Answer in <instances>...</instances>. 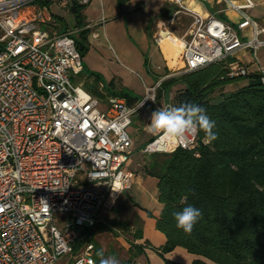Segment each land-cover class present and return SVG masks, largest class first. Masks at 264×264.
Masks as SVG:
<instances>
[{
	"label": "built area",
	"instance_id": "obj_1",
	"mask_svg": "<svg viewBox=\"0 0 264 264\" xmlns=\"http://www.w3.org/2000/svg\"><path fill=\"white\" fill-rule=\"evenodd\" d=\"M40 1L48 0H0V264H58L66 257L72 264H94V244L85 242L83 233L96 227L110 199L131 188L128 128L148 104L153 111L173 106L156 103L168 75L145 87V96L133 106L119 96H106L102 104L72 82L84 71L83 58L71 31L44 29L54 22L53 3ZM71 1L92 2L57 0V7L68 11ZM166 1L176 8L167 24L179 16L189 19L178 36L177 70L188 73L223 62L227 81L256 75L264 86L259 59L264 21L249 15L252 0H214L225 6L220 12L239 15L235 26L190 6L211 0ZM165 26L158 23L153 37L159 48ZM238 54L248 56V63ZM146 130L154 137L143 148L146 155L197 145V133L178 143L170 137L162 141L166 135L149 125Z\"/></svg>",
	"mask_w": 264,
	"mask_h": 264
},
{
	"label": "trees",
	"instance_id": "obj_2",
	"mask_svg": "<svg viewBox=\"0 0 264 264\" xmlns=\"http://www.w3.org/2000/svg\"><path fill=\"white\" fill-rule=\"evenodd\" d=\"M129 1L116 0V4L120 7ZM40 3L51 5L49 1ZM87 6L71 1L68 13L74 19L72 30L56 15L54 22L44 28L51 34L71 31L82 58L88 52L90 34L84 17ZM167 8L169 6L165 5L158 19H171L176 8ZM149 30L147 24L145 33L150 42ZM145 65H148L146 59ZM83 72L86 79L92 78L96 84L92 90H86L92 97L119 96L128 106L139 100L124 88L116 90L115 79L109 81L110 88L105 94L100 75L85 68ZM165 73L169 75L166 69ZM244 80L247 81L245 86L221 96L220 101L213 104L209 98L214 90L231 83L226 80L224 63L218 62L193 72H180L179 76L164 80L157 91V103L162 104L161 101L170 100L172 88L182 86L172 99V105L194 103L203 107L216 122L213 131L217 135L206 144L204 132L198 131L194 149H177L172 154H164L166 161L160 172H156L155 166L146 171L157 179V200L162 208L155 218V228L165 236L166 242L155 252L165 264H180L165 257L175 248L197 256L191 264H264V86L256 75ZM183 197L187 199L182 201ZM188 205L202 212L190 235L176 227L173 217V212ZM148 216L152 215L148 213ZM116 227L130 235L128 256L119 264H138L137 259L147 246L135 244L142 238L141 229L125 222L117 223ZM83 235L85 242L94 244V264H101L102 258L107 256L100 254L94 241L95 232L87 229Z\"/></svg>",
	"mask_w": 264,
	"mask_h": 264
},
{
	"label": "crops",
	"instance_id": "obj_3",
	"mask_svg": "<svg viewBox=\"0 0 264 264\" xmlns=\"http://www.w3.org/2000/svg\"><path fill=\"white\" fill-rule=\"evenodd\" d=\"M252 1L255 3V7L249 11V15L262 23L264 21V0ZM165 3H167L166 0H130L118 7L116 0H92L84 11L85 22L90 30L87 44L88 52L83 58L86 71L99 73L107 81H111L116 77L121 83L120 86L124 88L134 86V88H140L141 90V87L145 89V87L153 85L156 78L153 77L149 65H151V68H155L154 63L158 60V53L149 43L145 33V24L157 18ZM190 6L202 15H214L233 26L240 20L239 15L234 11L220 12L225 6L223 4L217 5L214 0L207 4L191 2ZM58 10L60 9L58 8ZM54 15L56 14L54 13ZM56 16L60 15L57 14ZM244 35L247 36L248 31H245ZM107 45L112 49V53L108 51ZM237 57L244 56L238 54ZM145 59L148 60L147 66L145 65ZM246 59L242 60L247 64L248 58ZM125 70L139 73L142 86L137 85L133 79L128 77ZM245 84L246 81L238 89L245 86ZM136 85L138 87H135ZM153 112L152 108H149L148 112L143 115L142 130L144 134L132 141L131 157L126 168L133 174V179L131 188L127 190V192H130L129 201L125 200L122 205L124 207L125 204L131 205L130 210L134 216V222L129 225L141 229L142 238L139 240V244H147L144 254L137 259L138 264H165L155 252V249L163 246L166 242L165 236L155 228V218L160 215L162 208L157 200V179L146 174V171L155 166L156 172H160L166 157L164 154L146 155L143 153L145 145L154 138L146 130L151 123ZM122 199L123 195L121 193L116 199H113L112 203H107L103 209H111L115 202L119 203ZM148 213L152 216L149 217ZM98 223L106 224L102 218H98ZM113 231L116 232L112 229ZM117 233L119 232L117 231ZM97 237H100V235H95V238ZM115 240L117 251L114 254H117L115 258L119 262L127 258L130 240L121 235L117 236ZM99 248L101 252L112 255V252L107 251L105 245H99ZM165 257L180 264H191L198 259L197 256L187 253L182 248H175Z\"/></svg>",
	"mask_w": 264,
	"mask_h": 264
},
{
	"label": "rangeland",
	"instance_id": "obj_4",
	"mask_svg": "<svg viewBox=\"0 0 264 264\" xmlns=\"http://www.w3.org/2000/svg\"><path fill=\"white\" fill-rule=\"evenodd\" d=\"M48 1L50 3H53V5H52L53 13H55L56 15L57 14L60 15L59 17H62L65 20V22L68 24V28L72 30L73 17L70 16L68 11H66V10H62V9L58 10L57 0H48ZM165 5H168L169 8H167V9H170V10L173 7V6H170L168 3H165L164 6ZM164 6H163V8H164ZM165 15L166 14L164 13V16ZM159 21L164 22L166 24V26H165L166 30L170 31L172 34H174L175 36L178 37V36L183 35L186 32L188 25H189V19L185 18L184 16H179L178 18H176V20L173 23L167 24L166 23L168 21L167 18H160V19L157 18V19H155L154 23L149 21L145 24V26L147 24H149V28H150L149 32L151 33V40L149 43L154 48V50H156L158 53V60L156 63H154L155 68H151V65H149L150 71H151L154 78H159L162 76L163 77L166 76V73H165V69H166L167 73L169 74L168 77L165 79V80H167L169 78L179 76L180 71L177 70L178 68L171 69L168 67V65L166 64V60L164 59V56L161 53V49L155 44V42L153 40L155 33L158 32V28H157L156 24H158ZM101 38H102V40L104 39L103 36ZM108 46L109 45H107L106 47H108ZM108 49H109L108 51L110 53H112V49H110L109 47H108ZM242 58L244 60H247L246 58H248V56L242 57ZM259 59L261 60L262 64H264V50L259 52ZM88 60H89V57H88ZM125 72H126V75L128 74L127 76L130 77L131 79H133L137 85L142 86L141 76L139 75V73L134 72V71L131 72L128 70H125ZM83 73L79 76L72 77V82L75 85H82V88L84 90L90 91L96 86V84L94 83L92 78L86 79V76H84ZM94 73H96V72H94ZM97 74H99V73H97ZM100 77L102 79V82L104 83L103 86L106 87L103 89V93L105 92V94H107L108 91L106 89L110 88L108 86L109 81H107V79L103 75H100ZM115 80H116V83L114 85L116 86V90H119V88H124V87L120 86L121 83H120L119 79H117L115 77ZM155 81H154V83H155ZM244 83H245V80H237V81L231 82L230 84H226L224 86L218 87L217 89L214 90V92L211 94L209 99L211 100V102L213 104L218 103L221 99V96L228 95L229 93H231L234 90L241 87ZM137 85L135 87H138ZM181 88H183V87L182 86H176V87L171 89V93L169 96V99H170L169 101L171 103H172V99L174 98L175 94L177 93V90H179ZM124 89L127 90L132 97H137L139 99H142L146 94L145 89L142 87H141V90H140V88H134V86L125 87ZM100 91H102L101 88H100ZM104 100H106V99L105 98H99V101L102 104H105ZM161 103L163 104L164 102L161 101ZM162 104H158V105H162ZM149 108H153V106L148 104L142 112L133 116L132 123H131L130 127L128 128V134H129L130 138L132 139V141L135 138L142 137V135L144 134L143 130H142V128H143L142 118H143V115L148 112ZM137 152H135V153H137ZM126 167H127V165H126ZM77 180L82 181V176L78 175ZM129 193L130 192H127V190L124 191L122 193L123 199L120 200L119 203H116L114 200L115 204L111 209L104 210L102 208L98 214V218L99 219L102 218L104 220V223H106V224L98 223L96 225V227L93 229V231L95 232V235H100V237H97V238H95V236H94V241L97 243L98 247H99V245L100 246L105 245L107 251L109 250V252H112V255L106 253L107 257H116V255H117V254H114V252L117 251V242L115 240V238L117 236L121 235V236L125 237L127 240H130L129 234L124 233L122 230H118V228L116 227L117 223H119V222H125L128 224H132L134 222L133 221L134 216L130 210L131 205L125 204V207L122 206L124 204L125 200L129 201ZM112 202H113V199H110L108 201L109 204ZM105 216H106V218H105ZM108 229L116 230V232L115 231L110 232ZM117 231L119 233H117ZM100 254L103 255L104 253L100 251ZM58 264H72V260L70 257H66L64 259H61V261Z\"/></svg>",
	"mask_w": 264,
	"mask_h": 264
},
{
	"label": "clouds",
	"instance_id": "obj_5",
	"mask_svg": "<svg viewBox=\"0 0 264 264\" xmlns=\"http://www.w3.org/2000/svg\"><path fill=\"white\" fill-rule=\"evenodd\" d=\"M216 122L211 120L206 114V110L194 103H185L179 107L170 106L168 108H159L151 115L150 130L162 132L170 138H175L178 143H183L186 136L203 131L205 134V143H211L217 138L213 131ZM193 192L194 190H189ZM187 197H183L186 200ZM202 216L200 209L193 205H188L180 211L173 212L176 221V227L183 230L185 234L190 235L195 224ZM101 264H119L115 257L102 258Z\"/></svg>",
	"mask_w": 264,
	"mask_h": 264
},
{
	"label": "bare ground",
	"instance_id": "obj_6",
	"mask_svg": "<svg viewBox=\"0 0 264 264\" xmlns=\"http://www.w3.org/2000/svg\"><path fill=\"white\" fill-rule=\"evenodd\" d=\"M160 35L161 40L159 41V46L168 67L171 69L179 68L181 66L177 59L181 49V42L179 38L170 31H162ZM167 139H169V137L164 136L162 141H167Z\"/></svg>",
	"mask_w": 264,
	"mask_h": 264
}]
</instances>
